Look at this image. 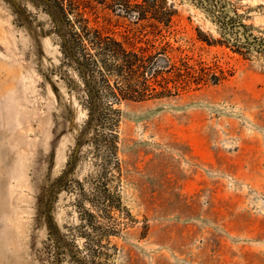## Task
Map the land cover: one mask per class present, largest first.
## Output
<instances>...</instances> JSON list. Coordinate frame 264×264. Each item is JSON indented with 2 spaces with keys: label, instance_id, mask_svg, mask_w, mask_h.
<instances>
[{
  "label": "rangeland",
  "instance_id": "1",
  "mask_svg": "<svg viewBox=\"0 0 264 264\" xmlns=\"http://www.w3.org/2000/svg\"><path fill=\"white\" fill-rule=\"evenodd\" d=\"M54 1L0 0V264H45L48 229L36 220V196L62 174L85 117L64 129L45 77L59 79L65 33ZM232 1L264 26V0ZM169 2L179 30L169 39L234 75L120 105L122 196L137 221L111 238L116 264H264V61L199 41L198 28L215 33L211 21L190 0ZM93 3L100 21L130 22ZM82 165L83 176L88 161ZM69 204L64 194L55 204L60 225L74 219Z\"/></svg>",
  "mask_w": 264,
  "mask_h": 264
},
{
  "label": "trees",
  "instance_id": "2",
  "mask_svg": "<svg viewBox=\"0 0 264 264\" xmlns=\"http://www.w3.org/2000/svg\"><path fill=\"white\" fill-rule=\"evenodd\" d=\"M97 1L130 22L109 17L100 21L93 0L53 4L65 23V33L61 34V62L54 70L59 79L52 81L53 72L45 77L58 96L64 129L76 127L80 112L85 117L76 128L75 146L62 174L36 196V220L48 229L45 264H116L120 249L111 238L120 235L121 226L137 221L122 196L120 105L217 86L234 75L219 61L195 58L176 45L177 40L169 39L179 33L178 10L169 0ZM190 1L215 27V33L198 28L199 41L246 60L264 61V26L251 22L252 8L241 11L232 0ZM120 26L124 30L118 33ZM84 161L88 169L82 176ZM62 194L70 198L74 219L60 225L55 204Z\"/></svg>",
  "mask_w": 264,
  "mask_h": 264
}]
</instances>
